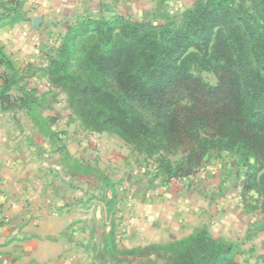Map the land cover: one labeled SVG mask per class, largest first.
<instances>
[{
  "label": "trees",
  "instance_id": "obj_1",
  "mask_svg": "<svg viewBox=\"0 0 264 264\" xmlns=\"http://www.w3.org/2000/svg\"><path fill=\"white\" fill-rule=\"evenodd\" d=\"M26 1L0 0V25L26 20ZM2 66V109H23L50 133L40 98L19 85L22 76L0 45ZM202 70L217 82H207ZM44 74L67 92L85 128L116 134L155 157L163 177L195 172L218 149L239 157L243 189L264 198V0H198L179 20L155 24L84 15L69 26ZM180 153L175 163L172 155ZM102 240L100 250L126 264H241L236 245L206 226L162 245L121 249L114 231Z\"/></svg>",
  "mask_w": 264,
  "mask_h": 264
},
{
  "label": "rangeland",
  "instance_id": "obj_2",
  "mask_svg": "<svg viewBox=\"0 0 264 264\" xmlns=\"http://www.w3.org/2000/svg\"><path fill=\"white\" fill-rule=\"evenodd\" d=\"M197 1L27 0L23 5L24 16L32 24L36 48L40 52L38 61L26 63L30 73L28 77L39 76L35 81L39 82L37 86L41 91L33 87L31 90L40 98L42 102L40 110L46 116L52 130L49 134L51 138V141H48L49 146L52 142V147L55 148L57 141L54 137L57 135L65 140V143L59 140L57 144V149L63 151L61 150L59 154L48 153L46 156L51 162L61 161L62 156L66 161L62 163L64 168L56 169L57 172L52 174V179L55 184L63 186L65 196L78 200L76 208L82 216L91 214L90 219L88 217L80 219L81 223L78 226L82 232L89 230V236H81L77 242L87 248L85 252L88 257L96 260L98 264H105L104 260H108L107 264H126L112 260L111 254L100 249L104 245L103 236L109 231H114L119 248H133L127 241L122 223L131 224L137 202L143 203V207L145 205L146 212L156 203L179 205L184 211L181 213L185 215H192L195 208L199 214L205 211L209 213L211 210H214L213 213L223 211L224 215H231L234 218L232 221H236L230 227L235 232L234 240L223 239L236 245V259L241 264H264V198L251 190L243 189L246 167L242 166L237 155L212 149L205 158L206 161L195 172L170 178L163 177L158 173L155 157L138 154L133 146L116 134L98 133L85 128L73 113L67 92L49 83L48 77L44 74L50 57L54 56L69 26L84 15L110 17L120 14L148 23H165L179 20L182 12ZM42 3H46L47 6L42 7ZM34 18L39 19L38 25L33 23ZM200 75L210 84L217 82V76L213 71L202 70ZM12 92L14 96L19 95L18 90ZM6 110L10 114L16 110L21 122L29 119L23 109ZM37 138L41 140L44 137L38 134ZM74 155L83 159V162H73ZM182 157V153L172 155L175 163L180 162ZM86 162L91 164L88 166ZM72 169L76 174H72ZM220 180L223 186L221 189L216 186ZM193 187L202 192L201 205L199 201H195L196 196L190 195L189 190ZM178 192L184 194L181 200L175 199ZM142 214L143 221L149 223L145 213ZM205 226L208 228V225H204L197 229ZM227 235L229 237L232 234ZM175 240L178 239H163L152 244L162 245ZM117 258L123 257L117 255ZM158 262L163 263V260L159 259Z\"/></svg>",
  "mask_w": 264,
  "mask_h": 264
},
{
  "label": "crops",
  "instance_id": "obj_3",
  "mask_svg": "<svg viewBox=\"0 0 264 264\" xmlns=\"http://www.w3.org/2000/svg\"><path fill=\"white\" fill-rule=\"evenodd\" d=\"M43 6L47 4L42 3ZM33 33L29 19L13 25H0V45L22 76L19 85L28 90L32 87L40 90L37 86L39 82L35 81L39 76L28 77L30 73L26 67L29 61L40 59ZM4 71L6 69L0 67V73ZM19 102L17 99L16 103ZM26 117L29 119L21 122L16 110L10 114L2 109L0 102V264H98L88 257L87 248L77 242L81 236H89V230L82 232L78 226L80 219H90L91 214L82 216L76 208L78 200L65 196L63 186L55 184L52 179V174L57 172L56 169L64 168L62 163L66 161L63 156L58 162L46 158L48 153L59 154L62 149L58 150L57 144L60 141L65 143V140L57 135L54 137L57 141L55 148L52 142L49 146L50 133L40 129L29 116ZM38 134L46 139L38 140ZM73 157V162H83L79 156ZM86 163L88 166L91 164ZM72 174H76L73 169ZM221 183L222 180L216 184L219 189L223 188ZM197 189L193 187L189 191L201 205L202 192ZM181 193L178 192L175 199L181 200L184 196ZM144 207L143 203L137 202L131 224L122 223L130 247L157 243L163 239L179 240L204 225H208L215 238H235V232L230 227L236 221H232L234 218L231 215H224L223 211L213 213L214 210H211L199 214L195 208L192 215H185L181 213L183 208L171 203H156L147 212ZM142 213H145L149 223L143 221ZM227 233L232 235L228 237Z\"/></svg>",
  "mask_w": 264,
  "mask_h": 264
},
{
  "label": "water",
  "instance_id": "obj_4",
  "mask_svg": "<svg viewBox=\"0 0 264 264\" xmlns=\"http://www.w3.org/2000/svg\"><path fill=\"white\" fill-rule=\"evenodd\" d=\"M33 23H34L35 25H38V24H39V19H38V18H34V19H33Z\"/></svg>",
  "mask_w": 264,
  "mask_h": 264
}]
</instances>
